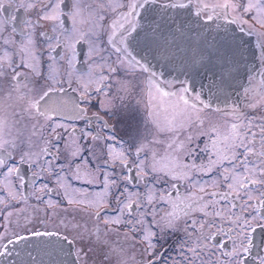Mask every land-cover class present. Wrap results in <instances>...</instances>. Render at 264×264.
I'll list each match as a JSON object with an SVG mask.
<instances>
[{
    "label": "snow or ice",
    "instance_id": "obj_1",
    "mask_svg": "<svg viewBox=\"0 0 264 264\" xmlns=\"http://www.w3.org/2000/svg\"><path fill=\"white\" fill-rule=\"evenodd\" d=\"M0 264H264V0H0Z\"/></svg>",
    "mask_w": 264,
    "mask_h": 264
},
{
    "label": "water",
    "instance_id": "obj_2",
    "mask_svg": "<svg viewBox=\"0 0 264 264\" xmlns=\"http://www.w3.org/2000/svg\"><path fill=\"white\" fill-rule=\"evenodd\" d=\"M11 247V246H10ZM10 261H11V258H10Z\"/></svg>",
    "mask_w": 264,
    "mask_h": 264
}]
</instances>
